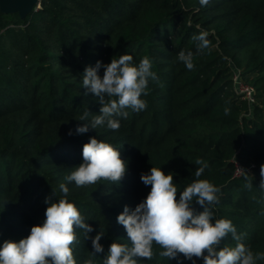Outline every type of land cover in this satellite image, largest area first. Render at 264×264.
<instances>
[{
    "label": "trees",
    "instance_id": "1",
    "mask_svg": "<svg viewBox=\"0 0 264 264\" xmlns=\"http://www.w3.org/2000/svg\"><path fill=\"white\" fill-rule=\"evenodd\" d=\"M201 31L208 32L210 48L196 54L199 41L193 37ZM181 50L194 53L192 70L177 59ZM123 54L132 55L135 64L145 56L153 63L158 81L150 80L141 97L147 108L129 110L119 130L105 125L76 133L102 107L93 94L84 95L85 68ZM237 70L255 86V103L236 90ZM85 111L88 121H80ZM92 137L112 144L128 162L118 184L77 187L65 179L83 162V145ZM197 159L208 165L199 178ZM238 164L247 174L235 175ZM261 165L264 0H210L203 7L199 0H41L26 17L0 9V246L19 242L42 224L46 198H63L59 185L64 183L67 200L93 228L89 239L76 229V264H103L114 240L130 246L117 216L147 197L151 186L140 177L154 166L172 173L180 191L195 179L219 187L214 220H230L245 234L247 247L264 252ZM193 207L203 210L195 202ZM98 232L104 234V251L93 255L91 238ZM235 244L229 234L221 246ZM153 251L152 260L138 264H192L182 255L160 257L156 245Z\"/></svg>",
    "mask_w": 264,
    "mask_h": 264
},
{
    "label": "clouds",
    "instance_id": "2",
    "mask_svg": "<svg viewBox=\"0 0 264 264\" xmlns=\"http://www.w3.org/2000/svg\"><path fill=\"white\" fill-rule=\"evenodd\" d=\"M201 6H207L210 0H199ZM208 32L201 31L193 39L199 41L196 54H203L210 48ZM177 59L188 70H192L194 53L181 50ZM129 54L113 57L109 64L97 61L95 67L88 66L82 76V87L93 94L102 105L98 115L89 122L76 128V133H86L89 128L96 129L105 126L110 130H119L120 120L127 119L129 110L139 113L147 108V102L141 99L147 95L149 81H158V76L152 70L153 63L145 56L138 64L133 63ZM104 68L103 77L99 75ZM225 115L230 109H224ZM90 112L85 111L80 121H88ZM69 130L68 135H72ZM83 162L65 177L68 182H74L77 187L108 181L118 184L127 172L128 162L112 144L90 138L82 148ZM201 165L195 171L199 178L208 167L201 159L195 161ZM247 174L245 170L240 169ZM261 181L259 188L264 190V165L260 167ZM145 186H151L147 197L134 210L126 205L117 216V223L126 230L127 244L115 240L110 244L103 264H138L139 260H152L156 245L162 251V258L184 259L196 264L202 259L204 264H256L264 260V252L254 253L243 242L245 234H238L230 220L215 219L213 206L218 204L221 189L206 179H195L182 191L178 190L173 174H165L161 168L152 167L150 174H141ZM251 189L252 184H246ZM60 191L63 198L53 202L46 198L48 207L42 224L31 227L30 234L19 242L6 240L0 246V264H76L73 245L77 243L76 229L83 230L85 238L93 228L87 224L78 208L67 200L69 188L61 183ZM180 192L179 199L177 193ZM53 195L55 193L53 191ZM198 203L202 211L197 213L193 204ZM214 220V222H213ZM236 241L234 247L221 246L228 235ZM104 236L98 232L91 238L93 255L104 251L100 240ZM85 264H93L88 260Z\"/></svg>",
    "mask_w": 264,
    "mask_h": 264
},
{
    "label": "water",
    "instance_id": "3",
    "mask_svg": "<svg viewBox=\"0 0 264 264\" xmlns=\"http://www.w3.org/2000/svg\"><path fill=\"white\" fill-rule=\"evenodd\" d=\"M40 2L41 0H0V9L5 13L18 12L21 17H26L40 6Z\"/></svg>",
    "mask_w": 264,
    "mask_h": 264
},
{
    "label": "built area",
    "instance_id": "4",
    "mask_svg": "<svg viewBox=\"0 0 264 264\" xmlns=\"http://www.w3.org/2000/svg\"><path fill=\"white\" fill-rule=\"evenodd\" d=\"M234 83H235L236 90L238 91V93L241 94L243 99H246L249 102V104H253L256 102L255 86L245 82L242 79L240 70H237L234 73ZM240 169H243V167L238 164L237 170L235 172L236 176H240L243 173Z\"/></svg>",
    "mask_w": 264,
    "mask_h": 264
}]
</instances>
